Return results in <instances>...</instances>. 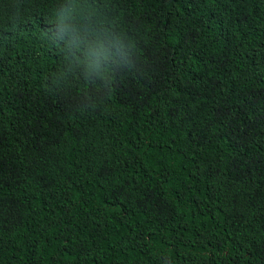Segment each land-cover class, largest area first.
<instances>
[{
  "label": "trees",
  "instance_id": "obj_1",
  "mask_svg": "<svg viewBox=\"0 0 264 264\" xmlns=\"http://www.w3.org/2000/svg\"><path fill=\"white\" fill-rule=\"evenodd\" d=\"M49 4L0 12V264H264V0H110L106 91L52 86Z\"/></svg>",
  "mask_w": 264,
  "mask_h": 264
},
{
  "label": "clouds",
  "instance_id": "obj_2",
  "mask_svg": "<svg viewBox=\"0 0 264 264\" xmlns=\"http://www.w3.org/2000/svg\"><path fill=\"white\" fill-rule=\"evenodd\" d=\"M110 0H50L47 41L63 61L51 77L53 87L76 81L106 91L118 74L130 73L139 62L136 39L116 24L106 9ZM0 12L17 22L23 0L0 2Z\"/></svg>",
  "mask_w": 264,
  "mask_h": 264
}]
</instances>
